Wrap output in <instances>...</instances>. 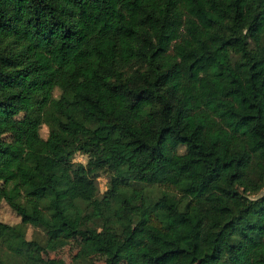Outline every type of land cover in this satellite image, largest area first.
<instances>
[{"label": "trees", "instance_id": "16d2710c", "mask_svg": "<svg viewBox=\"0 0 264 264\" xmlns=\"http://www.w3.org/2000/svg\"><path fill=\"white\" fill-rule=\"evenodd\" d=\"M2 201L0 264H264V0H0Z\"/></svg>", "mask_w": 264, "mask_h": 264}, {"label": "rangeland", "instance_id": "374dc122", "mask_svg": "<svg viewBox=\"0 0 264 264\" xmlns=\"http://www.w3.org/2000/svg\"><path fill=\"white\" fill-rule=\"evenodd\" d=\"M54 93L56 95L59 94V89H55ZM48 132L47 126L42 125L40 128V133L42 136H46ZM184 147L181 146L180 150H183ZM74 160H79L82 162H85L86 156L81 153H76L74 156ZM107 184V177L104 172H101V174L98 177V185L100 192L105 190ZM20 217L17 215V213L5 202H0V220L14 223L19 221ZM84 218H79L77 220L78 224L84 223ZM36 230L35 227L29 226L27 236L31 237L33 232ZM83 246V240L80 236H65L61 240L57 241L53 245L47 246V250L44 253L45 257H55L59 259L62 262L65 263H76L74 255L77 251L80 250V248ZM105 256L102 254L101 251L98 249H92L87 255V260H93L97 264H103L104 263ZM81 264H86V262H82Z\"/></svg>", "mask_w": 264, "mask_h": 264}]
</instances>
